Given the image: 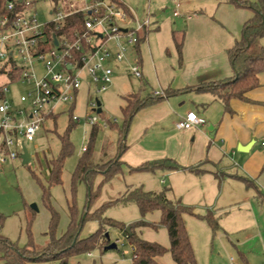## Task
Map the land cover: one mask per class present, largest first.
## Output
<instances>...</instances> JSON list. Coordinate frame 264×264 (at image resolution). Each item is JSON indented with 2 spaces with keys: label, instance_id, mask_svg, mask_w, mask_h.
<instances>
[{
  "label": "rangeland",
  "instance_id": "rangeland-1",
  "mask_svg": "<svg viewBox=\"0 0 264 264\" xmlns=\"http://www.w3.org/2000/svg\"><path fill=\"white\" fill-rule=\"evenodd\" d=\"M123 1L141 19H144L149 10L153 17L160 22V30L149 32L147 40L140 48L147 80L146 88L140 81L124 75L115 78L109 90L98 96L103 111L99 114L100 124L108 120L112 124L116 121V124L107 128L99 126L100 131L92 148L90 134L93 126L86 122L87 113L91 112L88 104L91 95L85 85L79 94L73 113L80 118V122L72 123L71 114L66 109L59 115L56 124L52 119L47 120L34 141L26 143L32 157L31 162L24 165L19 160L15 164L7 165L4 171L0 172V219L2 218L0 234L21 248L27 246L30 240L42 248L49 240L47 233L49 232L51 212L43 200V186L47 187L49 178L47 163L60 156L61 137L66 135L69 126H72L69 140L73 146V153L65 162L62 183L53 186L50 190L52 205L60 216L57 237L62 236L69 225V206L73 203L72 178L79 160L84 156L83 148H91L86 156L96 163H106L115 158L119 147L118 130L123 127L124 122L122 109L126 106L125 98L133 93H139L144 99L155 91L159 92L169 88L167 87L170 83L169 77L178 62L173 32L175 31L179 35L192 22L185 21L183 15L180 18L174 17L176 11L181 12L177 5L181 0ZM51 5V2H40L37 5L43 21L51 17L49 14ZM187 6L192 7L191 5ZM27 89L21 84L9 85L7 98L16 107H24L20 97ZM92 115L95 116V114ZM146 176L142 173L126 174L124 170L123 175H118L108 184L103 185L101 193L91 206L90 214L96 213L105 203L119 199L125 193L128 184L141 183L144 178H147ZM102 178L101 176L97 177L94 184L95 191L101 184ZM154 178L156 179H152L151 182L153 186L157 185L161 176ZM166 178L168 179V177ZM167 182L169 183V179ZM76 191L74 202L83 211L88 196L86 183L78 182ZM169 196L171 197L173 194L169 193ZM187 199L191 204L187 205L182 201L185 206H193L194 211L200 215L207 212L208 197L204 196L202 200H197L196 196ZM32 205L37 206L38 212L34 213V210H31ZM104 217L124 224L128 228L140 220L149 223L158 222L161 219V213L155 211L142 217L135 204H117L107 208ZM184 218L194 246L197 264H243V257L248 264H264V205L255 207L251 203H246L240 209H230L228 215L222 218L221 230L218 231H213L206 222L189 215H185ZM99 228V221H87L81 237L87 238L97 232ZM108 232L110 233V242H115L122 236L121 230L116 228H109ZM136 233L145 240L160 243L165 247L170 246L168 231L163 226L157 230L141 227L136 230ZM132 259L133 249L129 241L125 239L123 244L118 245L117 250L103 253L97 249L92 252V256L85 253L71 258L70 264H130ZM160 263L176 264L169 253L160 258Z\"/></svg>",
  "mask_w": 264,
  "mask_h": 264
},
{
  "label": "crops",
  "instance_id": "crops-1",
  "mask_svg": "<svg viewBox=\"0 0 264 264\" xmlns=\"http://www.w3.org/2000/svg\"><path fill=\"white\" fill-rule=\"evenodd\" d=\"M178 3L181 12L178 11V16L174 13V17L183 15L185 21L192 22L179 34L185 33L182 56H177L178 62L169 77V88L162 91L172 89L180 93L138 112L126 139L128 149L122 162L138 167L169 158L186 168L201 165L203 173L144 172L142 174L147 178L141 183L128 184L125 192L130 187L139 186L148 192L168 189L173 194L170 197L168 193L170 200L183 201L187 205L191 204L187 198L196 196L197 200H202L206 196L208 207L202 216L213 214L221 230V220L230 209H240L246 203L255 207L264 205V72L259 75L258 88L246 94L247 101L233 99L230 102L231 111H226L210 93L187 89L233 76L227 51L241 38L245 24L254 17V13L236 8L225 0H181ZM151 21L150 32L159 31L160 22L153 14ZM262 40L260 44L264 46ZM141 65L143 79L135 80L146 84L142 59ZM113 68L114 79L124 75L134 79L128 71V64H114ZM204 104L210 105L204 110ZM76 106L77 101L71 109L62 107L53 122L56 124L65 109L73 114ZM189 112H195L206 123L193 130L178 131L176 123ZM124 170L126 174H133L127 167ZM157 176H161L160 181L153 186L152 179ZM188 207L193 208L191 205ZM243 264H248L244 257Z\"/></svg>",
  "mask_w": 264,
  "mask_h": 264
},
{
  "label": "built area",
  "instance_id": "built-area-1",
  "mask_svg": "<svg viewBox=\"0 0 264 264\" xmlns=\"http://www.w3.org/2000/svg\"><path fill=\"white\" fill-rule=\"evenodd\" d=\"M40 2L52 4L51 17L44 21L37 9ZM79 14L86 16L81 29L61 37L54 34L48 41V27L63 29L69 18ZM151 26L149 10L141 19L121 0H0V171L21 160L23 144L33 142L47 120L62 107L74 106L85 84L91 95L86 122L107 128L97 114L98 96L112 86L114 64H128L130 75L143 79L136 48L142 38L147 40ZM15 84L28 88L20 97L24 107L7 98L9 85ZM72 119L80 122L75 115ZM205 123L189 112L176 129L193 130ZM121 234L117 245L127 239Z\"/></svg>",
  "mask_w": 264,
  "mask_h": 264
},
{
  "label": "trees",
  "instance_id": "trees-1",
  "mask_svg": "<svg viewBox=\"0 0 264 264\" xmlns=\"http://www.w3.org/2000/svg\"><path fill=\"white\" fill-rule=\"evenodd\" d=\"M225 2L239 9L251 10L254 13V17L245 24L241 38L227 51L233 69V76L225 80L202 84L187 90L210 93L215 101L223 105L226 111H231L230 102L233 99L247 101L246 94L258 88L260 85L259 75L264 72V46L260 44V41L264 38V0H256L254 2L250 0H225ZM85 18L86 16L83 14L74 15L67 20L63 29H57L54 26L48 27L46 31L48 41L52 40L54 34L61 37L65 33L71 34L77 29H81ZM173 40L181 58L185 33L180 36L177 32H173ZM144 42L145 39L142 38L136 48L140 61V48ZM143 87L146 88V85L143 84ZM178 93L180 91L168 89L162 91L160 95H156L154 92L144 99L139 93H133L125 98L126 106L122 109L124 122L123 127L118 130L119 147L117 154L115 158L106 163H96L86 156V153L88 154L91 148H87L84 152V156L79 160L72 178L73 203L69 206V225L66 232L62 236L57 237L56 233L60 216L52 205L50 190L53 186L62 183L65 162L73 153V146L69 140L72 126H69L66 135L61 137L62 151L60 156L47 163L49 178L47 187L43 186V200L51 212L49 232L47 233L49 240L46 246L42 248L35 245L32 240H30L27 246L21 248L18 244L0 234V264H70L71 258L85 253L90 255L97 249L104 253L106 252V246L110 244L107 240V234L110 235L108 232L109 228L121 230L127 236V240L133 249V259L130 264H161L159 259L168 253L171 254L176 264H197L184 216H193L207 222L213 231L219 230V223L213 214L198 215L192 207L185 206L181 201L170 200L168 198V189H163L160 192H148L142 186L130 187L119 199L105 203L96 213L90 214L91 206L101 193L103 185L109 183L118 175H123L125 167H127L129 173H155L160 170L190 171L197 175L203 173L201 165L186 168L169 158L144 163L138 167L128 166L122 162V157L128 149L126 139L131 124L138 112L144 108L161 103ZM209 105L204 104L203 109H207ZM70 116L73 123V114ZM106 123L109 127L116 124V121L112 124L108 120ZM99 131V126L92 127L90 134V146L92 148L96 143ZM98 176L103 177V180L95 191L94 184ZM80 181H84L88 187L87 204L83 211L74 202L77 184ZM117 204H135L139 208L142 217L155 211H160L161 219L154 223L140 220L129 226L130 230L127 232L126 225L104 217L107 208ZM82 213L85 215L83 216ZM90 220L99 221L100 228L91 236L82 238L81 234L84 225ZM162 226L168 231L169 247L145 240L136 233V230L141 227H150L157 230Z\"/></svg>",
  "mask_w": 264,
  "mask_h": 264
},
{
  "label": "water",
  "instance_id": "water-1",
  "mask_svg": "<svg viewBox=\"0 0 264 264\" xmlns=\"http://www.w3.org/2000/svg\"><path fill=\"white\" fill-rule=\"evenodd\" d=\"M58 42L56 41V44ZM97 106H98V109H97V114H101L103 111H102V103L97 100ZM21 160L23 162L24 165H28L31 160H32V157L29 153V150L28 148L26 147L25 144H23V154L21 155ZM32 210H34L35 212H38V208L36 205H32L31 206ZM129 228H127V232H129ZM107 240L110 242L111 241V238H110V235L107 234ZM118 249V245L115 243V242H110L109 245L106 246L105 250L106 251H111V250H117Z\"/></svg>",
  "mask_w": 264,
  "mask_h": 264
}]
</instances>
